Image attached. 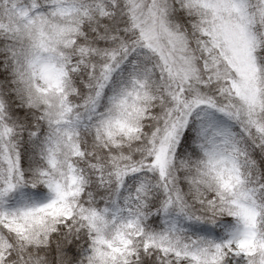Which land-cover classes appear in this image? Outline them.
I'll return each mask as SVG.
<instances>
[{"label": "snow or ice", "instance_id": "6c2138e0", "mask_svg": "<svg viewBox=\"0 0 264 264\" xmlns=\"http://www.w3.org/2000/svg\"><path fill=\"white\" fill-rule=\"evenodd\" d=\"M85 160L115 185L103 207L79 202ZM253 169L264 0H0V264L31 247L52 264H264Z\"/></svg>", "mask_w": 264, "mask_h": 264}, {"label": "clouds", "instance_id": "9594fccd", "mask_svg": "<svg viewBox=\"0 0 264 264\" xmlns=\"http://www.w3.org/2000/svg\"><path fill=\"white\" fill-rule=\"evenodd\" d=\"M195 47V44H193ZM88 89H85L87 92ZM157 96H161L163 93L160 90L156 92ZM76 103L81 102V97H76ZM164 101L157 99L154 104L152 111H157L158 109L162 111V105ZM239 132V129H235ZM195 149V154H193V150ZM180 155L177 157V175L179 176V180L177 183L181 187L182 192L184 193L186 198H190L192 196V192L189 187L188 180L185 179V176L189 175L187 171L179 168V161L181 159H187L192 164V175H195V163L199 159L202 158V154L199 149H196L194 143L189 142L180 150ZM84 170V175L86 177L87 183L84 185L83 191L79 196V202L88 206L90 204L97 205L99 207H103L104 204L109 203L112 198L115 196L116 188L114 184H108L107 181L104 183L100 182L99 176L90 168L87 167V161L85 160L82 165ZM259 168V166H257ZM247 174V168L245 169ZM249 181L252 184H256L258 182H264V169L257 170L253 169L252 174L248 176ZM130 186V185H129ZM42 186L38 185L37 188H41ZM127 191V189L125 190ZM29 195L35 200H42L47 195L46 190L40 191L36 189L28 190ZM191 202V200H189ZM2 230V229H0ZM84 234H87V229H83ZM84 241H81V248H83ZM87 252H83L81 257L76 261V264H86V260L84 257L87 255ZM26 256H30L32 259L28 262V264H52L50 254L47 251H40L39 248L31 247L30 251L26 252Z\"/></svg>", "mask_w": 264, "mask_h": 264}]
</instances>
